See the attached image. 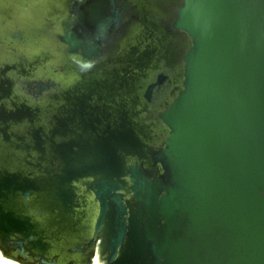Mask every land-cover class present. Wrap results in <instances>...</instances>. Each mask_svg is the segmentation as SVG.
Returning a JSON list of instances; mask_svg holds the SVG:
<instances>
[{"label": "water", "instance_id": "1", "mask_svg": "<svg viewBox=\"0 0 264 264\" xmlns=\"http://www.w3.org/2000/svg\"><path fill=\"white\" fill-rule=\"evenodd\" d=\"M0 249L264 264V0H0Z\"/></svg>", "mask_w": 264, "mask_h": 264}, {"label": "bare ground", "instance_id": "2", "mask_svg": "<svg viewBox=\"0 0 264 264\" xmlns=\"http://www.w3.org/2000/svg\"><path fill=\"white\" fill-rule=\"evenodd\" d=\"M0 264H21L17 261H13L12 259L8 258L4 251L0 249ZM92 264H100V262L97 259V256L93 259Z\"/></svg>", "mask_w": 264, "mask_h": 264}, {"label": "flooded vegetation", "instance_id": "3", "mask_svg": "<svg viewBox=\"0 0 264 264\" xmlns=\"http://www.w3.org/2000/svg\"><path fill=\"white\" fill-rule=\"evenodd\" d=\"M120 1H124V2H127V3H132V2H134V0H120ZM135 14H138L137 12L135 13H132V14H130V15H135ZM140 14V13H139ZM131 21V23H132V21L133 20H130ZM81 86V85H80ZM39 97H42L41 95H39ZM97 97V96H96ZM120 98H121V100L123 101V97H121L120 96Z\"/></svg>", "mask_w": 264, "mask_h": 264}]
</instances>
